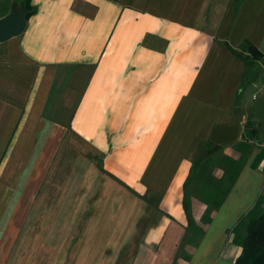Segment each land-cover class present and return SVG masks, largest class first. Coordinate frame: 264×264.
<instances>
[{"label":"crops","instance_id":"0c3cea01","mask_svg":"<svg viewBox=\"0 0 264 264\" xmlns=\"http://www.w3.org/2000/svg\"><path fill=\"white\" fill-rule=\"evenodd\" d=\"M30 6L22 34L0 44V264H23V238L37 228L40 191L69 136L98 154L129 200L146 205L135 225L125 209L119 225L81 227L77 219L56 238L51 229L32 264H234V239L264 213V130L246 144L253 146L233 185L211 210L187 193L198 159L186 145L206 135L208 148L214 128L238 115L240 140L211 144L238 160L240 152H227L243 150L237 104L253 103L264 86L253 98L237 54L245 43L264 52V0Z\"/></svg>","mask_w":264,"mask_h":264},{"label":"rangeland","instance_id":"374dc122","mask_svg":"<svg viewBox=\"0 0 264 264\" xmlns=\"http://www.w3.org/2000/svg\"><path fill=\"white\" fill-rule=\"evenodd\" d=\"M20 3L21 0H0V16L8 15L11 8L19 9ZM245 77L253 82L251 94H253L254 98L256 97V92L264 86V61H259L253 66L246 68ZM237 105V107H240L238 109L240 116L245 118L243 128L249 121L257 131V135L260 134L261 136L264 124L255 120L252 100H249L244 105L238 102ZM259 137L257 136L255 141H258ZM187 142L188 145L186 146L192 161L197 160L199 156H205L192 172L189 186L187 187L188 195L203 197L204 190H208L213 195L217 192L216 190H224L233 170L225 159L227 157L222 154V151L206 157L209 154L206 146L208 136L206 135L187 137ZM67 144L68 146L64 147V150H61L58 155L51 174L40 191L36 214L31 219L33 225L37 226V228L35 231L30 228L22 242L23 264L35 263V253L37 254L38 247L52 238L50 237L51 229H54L52 236L56 238L60 234L59 230L71 224H76L77 219L82 220L80 223L81 227L97 224L119 225L122 224L121 221H124L121 215H124L125 209H131L132 225H135L141 210L146 205L141 201L135 200V198L129 200L128 196H126V191L120 189L103 173L98 154L80 139L69 136ZM252 146V144H249L247 148ZM236 151L240 152L238 160L244 159L248 153L244 149L239 151L237 147L227 152L229 155L234 156ZM156 160L159 164L160 152ZM220 171H223V174L222 178L218 179L221 176ZM217 194L219 196V192ZM150 201L152 204H156V201ZM80 211H84V213H82L83 216L79 215V218L77 216ZM75 260L74 258L71 261L75 263ZM69 261L66 260L64 264Z\"/></svg>","mask_w":264,"mask_h":264},{"label":"trees","instance_id":"16d2710c","mask_svg":"<svg viewBox=\"0 0 264 264\" xmlns=\"http://www.w3.org/2000/svg\"><path fill=\"white\" fill-rule=\"evenodd\" d=\"M20 4L23 5L28 11V16L26 17L27 20L33 14V9L30 6V0H21ZM243 53L245 54V56H243ZM237 56H239L243 60L245 66L248 67L253 66L259 61H264V52H259L256 48L248 43L244 44L242 52L237 54ZM256 135L257 131L248 121L244 126L243 134L241 137V145L244 150L247 151L246 144L251 141ZM207 150L208 152H210L208 155H206V157L219 152L220 148L214 147L209 144ZM204 158L205 156H200L198 158V162L193 164L192 169H195ZM225 159L229 162L230 167L233 169L228 178L227 187L224 190H216L217 192H219V196H217V192H215V194L213 195L212 193L208 192V190H204V196L200 197L202 202L208 205V208L210 210L216 209L222 203L223 199L226 197L231 186L233 185L238 170L240 169L243 162V159H240L238 161L229 158ZM183 206L187 219L189 221L190 204L189 199L186 195H184ZM234 242H236L241 248V253L235 260L234 264H264V213L258 218L250 220L246 227L245 236L243 238H235Z\"/></svg>","mask_w":264,"mask_h":264},{"label":"water","instance_id":"95a60500","mask_svg":"<svg viewBox=\"0 0 264 264\" xmlns=\"http://www.w3.org/2000/svg\"><path fill=\"white\" fill-rule=\"evenodd\" d=\"M28 11L21 5L19 9L11 8L8 15L0 18V44L17 37L24 31ZM253 115L259 122H264V91L253 102ZM242 121L236 115L227 126H217L212 131L209 141L220 148H228L240 140Z\"/></svg>","mask_w":264,"mask_h":264}]
</instances>
